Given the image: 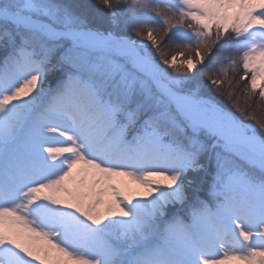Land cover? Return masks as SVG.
Here are the masks:
<instances>
[{
  "label": "snow or ice",
  "instance_id": "6c2138e0",
  "mask_svg": "<svg viewBox=\"0 0 264 264\" xmlns=\"http://www.w3.org/2000/svg\"><path fill=\"white\" fill-rule=\"evenodd\" d=\"M0 264H264V0H0Z\"/></svg>",
  "mask_w": 264,
  "mask_h": 264
},
{
  "label": "trees",
  "instance_id": "16d2710c",
  "mask_svg": "<svg viewBox=\"0 0 264 264\" xmlns=\"http://www.w3.org/2000/svg\"><path fill=\"white\" fill-rule=\"evenodd\" d=\"M69 2H71L73 4H76V5L83 6V9L85 11L90 10L96 4V0H69ZM240 75H242L241 69L238 70V72L236 73L237 78ZM243 83H245V82H242V85L241 86H243ZM238 91H239V89H238Z\"/></svg>",
  "mask_w": 264,
  "mask_h": 264
},
{
  "label": "rangeland",
  "instance_id": "374dc122",
  "mask_svg": "<svg viewBox=\"0 0 264 264\" xmlns=\"http://www.w3.org/2000/svg\"><path fill=\"white\" fill-rule=\"evenodd\" d=\"M241 71H242V69H241ZM242 99H243V97H242Z\"/></svg>",
  "mask_w": 264,
  "mask_h": 264
}]
</instances>
